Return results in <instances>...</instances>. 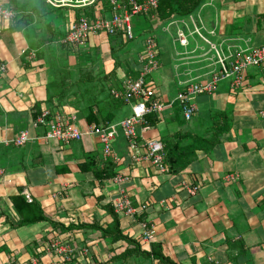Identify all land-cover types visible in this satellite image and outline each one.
I'll return each instance as SVG.
<instances>
[{"label":"crops","instance_id":"obj_1","mask_svg":"<svg viewBox=\"0 0 264 264\" xmlns=\"http://www.w3.org/2000/svg\"><path fill=\"white\" fill-rule=\"evenodd\" d=\"M10 2L16 18L0 22V66L5 67L0 72V140L22 131L32 140L22 147L0 145V264H163L137 253L125 256L134 249L127 238L141 251L159 246L174 264H264V65L249 68L237 89L223 80L213 92L198 95L190 121L175 100L184 89L180 82L205 85L210 80L214 55L183 48L176 42L178 29L192 37L196 29L208 32L213 39L201 34L225 54L264 46V0H207L196 13L166 24L144 15L135 18L137 35L148 32L158 43L159 68L146 81L164 101L173 102L148 131L138 127L139 142L157 137L164 145L195 147L189 165L177 174L134 161L123 135L113 142L119 162L112 163L99 140L87 134L89 124L123 120H117L122 108L112 92L123 91L126 78L139 76L145 41L135 35L127 41L93 35L86 47L67 53L64 65L60 48L68 27L62 32L63 26L47 24V14L40 21V3ZM75 62L88 69L78 71L79 85L64 89V71ZM91 108L98 124L87 120ZM45 110L52 116L75 114L86 132L82 140L43 139L47 128L35 127L34 121ZM118 173L130 177L123 187L134 207H144L140 215L114 211ZM229 174L238 175L237 181L226 182ZM185 184L199 186L198 193L189 194ZM27 194L47 220L19 225L14 199ZM143 219L155 229L150 247L140 240ZM115 220L117 239L104 232ZM52 242L64 246L67 259L49 249Z\"/></svg>","mask_w":264,"mask_h":264},{"label":"built area","instance_id":"obj_2","mask_svg":"<svg viewBox=\"0 0 264 264\" xmlns=\"http://www.w3.org/2000/svg\"><path fill=\"white\" fill-rule=\"evenodd\" d=\"M40 2L52 9H67L71 13V21L68 23V30L62 39V43L74 49L86 47L91 36L101 33H105L107 36L121 34L124 41L131 40L134 38L133 19L141 15H148L158 8V0H126L125 3L111 0L112 11L108 14L101 0H40ZM81 9H91L94 14L93 18H88L86 15H76V10ZM16 15V10L12 7L10 0H0V22L13 21ZM152 17L160 21L156 16ZM181 23L183 24L184 21H181ZM195 32L214 50V56L210 59L211 78L205 85L191 81L180 82L184 89L177 95L175 100L180 105L186 121H190L197 112L196 98L198 95L213 92L216 85L223 80H229L231 88L237 89L243 83L245 72L249 68L264 65V46L238 47L225 54L221 49H217L215 44L206 39L201 34L200 29H196ZM176 41L185 48L188 46L189 40L184 30L178 29ZM158 57L159 50L156 39L154 37L146 39L140 57L143 68L139 76L137 78H126L123 82V91L115 90L112 92L115 99L124 100L126 104L131 105L132 114L116 124L107 126L89 124L87 134L99 140L103 147L105 159H109L112 163L119 162V158L113 150V142L120 135H123L134 161H148L159 173L167 174L170 172L165 163L166 151L163 142L157 137H152L141 144L138 134V127L140 126L142 127V133L151 128L146 119L147 116L153 114L158 118L173 103L166 102L159 97L155 86L146 81L147 76L159 68ZM4 69L5 67L1 65L0 72ZM77 120L75 114L67 115L58 112L52 116L50 111L45 110L35 119L34 126L41 125L47 128L43 135V139L46 141L70 144L82 140L86 133L79 129ZM31 140L29 132L22 131L17 137L0 140V145L22 147ZM237 177L236 174H229L225 177V181L228 183L235 182ZM129 180L128 175L121 173L113 177V183L118 185L119 190L118 195L111 201V204L117 214L135 217L141 214L144 207L137 208L133 206L126 189L123 187V184ZM184 187L191 195H196L199 191L197 185L189 186L185 184ZM26 199L28 202H32L28 194ZM139 225L141 228L140 240L143 245L150 247L155 241V229L148 220H141ZM49 249H54L65 259L68 258L62 245L52 242Z\"/></svg>","mask_w":264,"mask_h":264},{"label":"trees","instance_id":"obj_3","mask_svg":"<svg viewBox=\"0 0 264 264\" xmlns=\"http://www.w3.org/2000/svg\"><path fill=\"white\" fill-rule=\"evenodd\" d=\"M118 1L121 3L126 2V0H118ZM205 1L207 0H158V8L155 11H151L150 14L144 16H148L149 18H151L152 16H156L160 21H162V23L166 24L175 18L185 17L190 14L196 13L205 3ZM101 2L103 3L106 9V13L109 14V12L112 11L111 0H101ZM46 14L47 13L44 11L43 12H40L39 10L37 11V15L39 16L40 21L44 20L41 18H43ZM76 15L78 16L86 15L88 18H93L94 14L91 9H81V10H76ZM112 37L114 39L116 38V40L117 39L119 40L120 38H122V35L117 34ZM60 49H63L64 52L66 53L74 50V48L64 43L61 44ZM140 72L141 71H139V74ZM133 73L136 74L135 71H133ZM64 74H65L64 89L66 88L72 89L71 86L73 87L75 85H79L78 81L74 83H69L72 82L70 76L72 74L71 70H65ZM114 100H116L119 103V106L126 104L124 100L115 99V98ZM97 117L98 116L94 113V109L91 108L87 114L88 122L90 123L96 122L98 124L100 120ZM146 119L148 121V124L150 125H154L157 122V116L153 114L147 116ZM111 120H113L112 117L108 119V121ZM174 144L172 143L165 144V151H166L165 163L168 166V170L170 173L177 174L180 170H182L183 168L189 165L191 161L190 158H193L192 155L194 154L195 147L188 149V148L180 147V142H178L176 145ZM14 206L20 217V222H19L20 226L39 223L47 220L41 206L34 201L28 202L24 196L16 197L14 199ZM104 232H106L107 235L114 237L115 239L119 238L121 233L119 229L118 220H115L113 227L106 229ZM126 240L129 241L130 244L134 245V249L132 251H128L125 256L137 253L138 255L141 254L143 256L157 259L163 264H174L169 259L164 257L161 248L159 246H153L151 251L146 252V251H141V246L136 241L131 240L129 238H127Z\"/></svg>","mask_w":264,"mask_h":264},{"label":"rangeland","instance_id":"obj_4","mask_svg":"<svg viewBox=\"0 0 264 264\" xmlns=\"http://www.w3.org/2000/svg\"><path fill=\"white\" fill-rule=\"evenodd\" d=\"M30 3H33V6L34 7L36 5H39V3H40V6L43 8V11L44 12H47V17H46L47 24H49L50 21H53V24L56 27L60 28V26L61 27L63 26V31L62 32L65 31L66 27H68V23L71 21V17H70L71 15H70V12L67 9H52L50 7H47V6L42 5L41 2H40V0H30ZM211 9H212V7L210 6L206 10H211ZM135 18L132 21V27H133V32H134V35H135V40L136 41H139V42L146 41V39L152 37L151 36L152 34L149 35L148 32H145V33H142L140 35H137L136 28H135ZM186 22L187 23H190V20H189L188 17H186ZM184 30H185L186 36H187V38L189 40V44L186 47V49H188V47H189V50L192 51L193 48L194 49L196 48L198 55L199 54L201 55V54L204 53L206 55L209 54V57L214 54V50L210 49V45H208L204 41V39L202 37H199V35L196 32L194 33V37H192L191 34L189 33V31H187L186 29H184ZM201 31L203 32V34L206 37H208L209 39H213V37L208 32H206L204 30H201ZM176 42H178V41H176ZM144 43L145 42H143V45H144ZM195 44L201 45V46L204 45V47H198ZM179 45H181V44L179 43ZM183 48H185V47H183ZM78 52H79V50L74 51V54H75L76 58L80 55V53H78ZM87 54H88V52H87ZM66 57H68V55H67L66 52H64V65L69 62V57H68V61H67V59H65ZM158 61H160V55L158 57ZM71 64H72L73 68H70V70L72 71V73L74 74V76L72 77V79H71L72 82H70V83H74L75 81H78V79H79V75L77 74L78 71H80V70L81 71H86L88 69V66L86 64L85 65L79 64L78 62H75V64H73V63H71ZM87 85H88L89 89L91 87H92L91 89H94V84L92 82H90ZM83 87H85V85H83ZM121 108H122V112L121 113H118L117 120L125 119V118L129 117L132 114V107H131V105H129V104L122 105V106L118 107V110L121 109ZM123 108H124V110H123ZM116 113H117V109H116V111H115L114 114L116 115Z\"/></svg>","mask_w":264,"mask_h":264},{"label":"bare ground","instance_id":"obj_5","mask_svg":"<svg viewBox=\"0 0 264 264\" xmlns=\"http://www.w3.org/2000/svg\"><path fill=\"white\" fill-rule=\"evenodd\" d=\"M21 224H22V222H21Z\"/></svg>","mask_w":264,"mask_h":264}]
</instances>
